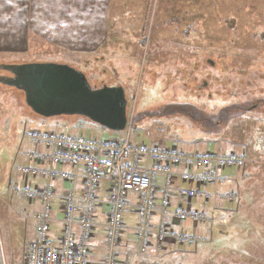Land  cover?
I'll list each match as a JSON object with an SVG mask.
<instances>
[{"label": "rangeland", "instance_id": "1", "mask_svg": "<svg viewBox=\"0 0 264 264\" xmlns=\"http://www.w3.org/2000/svg\"><path fill=\"white\" fill-rule=\"evenodd\" d=\"M112 1L107 11L109 35L99 48L86 41L83 47L77 44L71 49L58 45L53 52L6 57L0 66L67 64L85 74L93 88L123 86L129 114L134 116L133 143L150 145L151 139L153 144L162 139L167 145L187 149L196 143L204 145L199 136L207 130L191 119L195 116L191 109L214 116L230 105L241 106L245 111L221 127L223 141L207 147V151L221 148L229 152L232 144L227 141L235 138L234 151L245 153L248 161L243 169L222 172L228 179H236L238 199L222 197L223 207L217 211L199 207L213 224L205 236L206 264H264V0ZM70 9L62 18L64 36L73 37L76 29L84 40L91 39L95 24L90 22L98 8ZM76 10L81 11L79 16L74 15ZM220 72L230 80L218 76ZM234 72L252 79L249 89ZM12 75L0 70V77ZM233 84L239 88L229 98L224 88H234L228 86ZM146 114L151 117L136 119ZM234 123L239 124L236 131ZM24 128L98 140L128 137L126 130L115 133L84 117H42L29 107L24 91L0 84V202L11 199L5 166L16 161ZM24 146L33 147L28 141ZM187 253L193 254V250Z\"/></svg>", "mask_w": 264, "mask_h": 264}, {"label": "built area", "instance_id": "2", "mask_svg": "<svg viewBox=\"0 0 264 264\" xmlns=\"http://www.w3.org/2000/svg\"><path fill=\"white\" fill-rule=\"evenodd\" d=\"M133 117L131 112L126 128L128 137L123 141L73 137L37 130L25 132L34 147L45 150L28 153L29 160L39 166L22 168L26 183L29 177L61 179L72 184L77 181L76 175L50 169L53 166L83 168L86 174L83 194L79 197L71 191L65 196L64 224L59 246L50 237V202L53 191L50 188L32 191L28 185L24 188L30 200L39 198L44 204L42 212L37 216L38 237L28 246L25 264H91L88 259L89 241L93 236L97 192L102 180L110 182L105 264H118V251L125 225L124 214L131 194L138 198L136 211L139 222L136 236L141 252L144 253L151 247L154 235L159 246L165 245L169 239L189 247L206 242L196 235L177 233L166 223L159 224L154 234L157 178L160 175L165 178L163 211L170 207V191L176 180L196 186V189L181 188L179 193L182 198L188 201L202 198L209 200L211 194L205 189L225 185L228 178L222 172L227 169H243L248 161L246 154L234 151L186 154L177 146L157 148L145 143L134 144L130 140ZM11 190L16 191V188L12 187ZM223 197L229 201L237 198L233 190L224 193ZM79 201L84 205L83 210L78 206ZM174 216L181 223L191 221L199 225L212 222L204 212L190 211L182 206L176 209ZM75 226L80 229L79 238L75 233Z\"/></svg>", "mask_w": 264, "mask_h": 264}, {"label": "crops", "instance_id": "3", "mask_svg": "<svg viewBox=\"0 0 264 264\" xmlns=\"http://www.w3.org/2000/svg\"><path fill=\"white\" fill-rule=\"evenodd\" d=\"M85 1L87 3H85ZM80 2V4H77ZM112 0H0V60H3L9 56H17L20 54L27 55L33 54L36 51H50L56 50L58 45H62L64 48H75L77 44L82 45L86 41L91 45H94L96 49L101 46V43L106 36L109 35L108 27L109 20L107 17V11L110 8V4L113 5ZM91 8L92 6L98 8L96 14H93L94 20H91V25L95 24L94 33L91 39L84 40V35L76 33L74 30L73 37H65L63 34V22L62 18L67 15L66 12H70L75 8L81 7ZM105 8V10H103ZM66 11V12H65ZM81 13V11H80ZM80 13L76 10L74 15L79 16ZM104 18L106 21H104ZM87 24V27L90 25ZM103 26V27H102ZM82 27V26H81ZM91 33V32H89ZM67 49V50H69ZM19 63H13L10 66H17ZM9 66V65H3ZM2 66H0V70ZM9 77V76H7ZM1 84V83H0ZM8 87V86H7ZM243 94L244 88H240ZM9 103L13 102L12 99L8 100ZM9 107H13L9 104ZM19 131V129H18ZM29 131L26 128L22 129V144L20 151L15 158V162L5 166L6 179L8 181V192L10 200L6 203L0 202V264H25V255L28 246L37 239L39 221L37 216L42 212L44 204L38 198L34 201L30 200L24 188L28 187L32 191L42 190L50 188L53 191V198L50 202L51 205V231L50 237L53 242L59 246L61 240V233L64 224V201L68 192H75L77 196H81L84 192V180L85 171L83 168H72L70 166H53L50 169L57 171H65L77 176V181L72 184L65 182L61 179L50 180L43 177H29L28 183L25 182V178L22 175V168L24 167H37L39 165L34 164L28 158V153L32 151L45 152L41 147L24 146L26 141H31L25 136V132ZM145 143L142 141H136L134 144ZM151 147L164 148L170 146H177L175 143L167 145L168 141L165 140H150ZM32 144V143H31ZM146 144V143H145ZM148 145V144H147ZM192 147H198L199 149H192ZM208 144L196 143L187 147H178L183 152L187 150H193L185 152L186 154H195L198 151L206 152ZM230 152V151H229ZM182 169H179L181 171ZM0 168V173H1ZM236 179H228L227 184L222 186L209 187L205 191L211 194L209 200L198 199L188 201L180 196L181 188L196 189L195 185L185 184L176 180L170 191L171 199L170 203L172 208L164 210L162 209L163 201V186L165 183L164 176L160 175L157 178V201H156V216L154 218V234L161 223H166L169 228L177 233H187L189 235H196L205 239L206 234L210 230L212 223L205 224H193L191 221L178 222L175 219L174 213L180 206L185 207L190 211L199 210L204 212L200 208H207L218 210L223 206V199H221L224 193L228 191L236 190ZM109 186L110 182L102 180L97 192L98 205L95 212L94 219V231L93 236L89 241L90 255L89 262L91 264H105V256L107 254V222H108V200H109ZM225 186V187H224ZM15 187L16 191H12L11 188ZM13 193L12 194H10ZM237 192V191H235ZM239 193H236L238 199ZM220 198V199H219ZM222 202L217 205V202ZM138 198L136 195L131 194L128 197V207L124 214V230L122 235V242L118 251V264H190V258L186 259L180 254L189 252L192 249H186L188 246H181L179 243L169 239V241L159 246L156 236L151 239V247L146 252L140 251L139 242L137 240V228H138V214L136 211V204ZM78 206L81 210L84 209V205L81 201L78 202ZM205 213V212H204ZM206 214V213H205ZM207 225V226H204ZM180 228V229H179ZM78 238L81 235L78 226L74 228ZM206 240V239H205ZM201 245V244H199ZM199 245L195 246L197 248Z\"/></svg>", "mask_w": 264, "mask_h": 264}, {"label": "water", "instance_id": "4", "mask_svg": "<svg viewBox=\"0 0 264 264\" xmlns=\"http://www.w3.org/2000/svg\"><path fill=\"white\" fill-rule=\"evenodd\" d=\"M2 69L13 75L0 77V83L24 91L29 107L42 117H84L115 133L126 130L129 100L123 86L93 88L85 74L67 64Z\"/></svg>", "mask_w": 264, "mask_h": 264}, {"label": "trees", "instance_id": "5", "mask_svg": "<svg viewBox=\"0 0 264 264\" xmlns=\"http://www.w3.org/2000/svg\"><path fill=\"white\" fill-rule=\"evenodd\" d=\"M231 71L232 70H230V72ZM234 73L237 74V80L239 79L238 81H240V78L244 79V82L247 83V85L246 84H244V85H246V88L249 89V87L251 86V83L250 82H252V79L250 81V80H248V77L249 76H246L244 74L241 75L240 73H236V72H234ZM250 73H253L252 70L248 74H250ZM221 74L222 73L220 72L218 74V76H221ZM222 75L224 77V80L225 79L230 80V77L229 76H225L224 74H222ZM223 77L221 76L222 79H223ZM233 79H234V81H236L235 80V76H233ZM249 83H250V85H249ZM228 86L229 87H233L234 86V88H228V89L227 88H224L227 91L225 93V96H227L229 98L234 97L236 95L235 94L236 92L234 90L237 89V87L239 88V86H236L235 87V84L228 85ZM243 93H244V91H243ZM171 105L172 104H170L168 107L170 108ZM175 105L176 104H174V106ZM255 105H257V104H255ZM191 110H193L194 113H195V116H192L191 119L194 122L201 123L203 125V127L205 128V130H207V132H205L206 133L205 135H200L199 136V138H200L199 141H203L204 143L213 144V145H216V144L221 143L223 141V135H222V132H221V127L223 128V126H227V124L230 122V120L232 118L234 119L236 116L240 115L241 113H243V111H245L239 105H230L228 107H225L218 114H216L214 116H212V115H205L203 112H201L199 110L196 111L194 108H192ZM167 113L168 112H166V114ZM166 114H165V116H166ZM146 117L147 118L148 117H151V115H149V114L140 115L136 119L139 120V121L140 120L142 121V119H145ZM231 122H234V121L231 120ZM232 125H233V128H235V131H236V129L238 128L239 124H237L238 126L235 123L232 124ZM227 142H229L230 144H232L228 149L230 151H234L235 150V147H236L235 144H234L235 143V138H233V139L231 138ZM220 149L216 148L215 151H220V152H225L226 151V150L223 151V150H220ZM249 168H250V166H249ZM220 235L221 236H225L226 233L221 232ZM201 245L198 246L197 248H194L193 246H191V247L188 246L186 249H192L193 250V254H188L187 252H184V253H182L180 255L182 257L186 258V259L190 258V262L192 261L193 264H206L209 253L204 250V249H206V246H205L206 244L205 243L203 244V248H201L202 247ZM190 255H192V256H190ZM195 256H199V257H195Z\"/></svg>", "mask_w": 264, "mask_h": 264}, {"label": "flooded vegetation", "instance_id": "6", "mask_svg": "<svg viewBox=\"0 0 264 264\" xmlns=\"http://www.w3.org/2000/svg\"><path fill=\"white\" fill-rule=\"evenodd\" d=\"M241 84L240 85H242V82H240Z\"/></svg>", "mask_w": 264, "mask_h": 264}]
</instances>
